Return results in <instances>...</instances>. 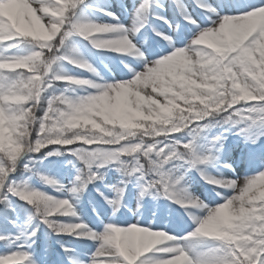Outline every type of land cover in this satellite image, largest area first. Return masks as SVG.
<instances>
[{"label":"snow or ice","instance_id":"6c2138e0","mask_svg":"<svg viewBox=\"0 0 264 264\" xmlns=\"http://www.w3.org/2000/svg\"><path fill=\"white\" fill-rule=\"evenodd\" d=\"M173 4L183 22L175 24V36L152 29L170 50L145 55L130 37L150 20L173 27L157 11L164 8L161 0H134L130 28L107 8L98 10L117 23L80 18L85 0H0V48L6 52L23 42L32 45L24 54L0 52V203L15 194L32 205L57 235H82L99 242L89 260L69 256L68 264H264V144L257 145L264 133L251 131L258 123L264 125V0H240L229 5L227 12L209 0H192L202 20L185 0H173ZM185 27L191 37L177 46ZM103 34L117 35L100 39ZM75 35L96 48L131 52L142 58L144 68L137 71L126 65L133 78L103 84L55 71L59 61L95 71L87 60L67 54ZM57 83L90 85L97 91L71 97L66 90L55 91ZM213 122L228 125L225 132L235 128L246 143L257 145L250 149L252 161L260 165L254 174L236 176L233 164L222 158L227 139L223 133L212 136L203 151L195 150L194 141ZM185 130L191 138L178 139L177 134ZM77 142H82L81 147L68 150L87 168L75 176L71 193L102 180L100 167L120 161L125 177L141 179L140 198L155 194L182 204L196 227L179 236L164 226L139 223L110 222L100 232L79 220L56 223L55 213L77 215L73 202L16 183L12 176L22 154ZM125 156L127 162L122 159ZM173 160L184 162L183 173L166 168ZM220 168L233 175H222ZM191 169L212 185L223 202L209 207L189 190L184 174ZM43 179L57 183L47 176ZM123 184L114 188L115 198L97 189L114 210L122 203ZM218 189L232 194L225 196ZM47 202L54 206L45 207ZM197 209L207 214L197 215ZM37 231L27 234L28 241L34 242ZM22 235L0 233V242H16L12 250L0 253V264H37L21 242ZM209 239L216 245L197 248V242ZM61 247L65 253L72 251Z\"/></svg>","mask_w":264,"mask_h":264},{"label":"rangeland","instance_id":"374dc122","mask_svg":"<svg viewBox=\"0 0 264 264\" xmlns=\"http://www.w3.org/2000/svg\"><path fill=\"white\" fill-rule=\"evenodd\" d=\"M136 2L138 3L139 0H136ZM209 2L218 8L223 6V11L227 12L229 11V5L238 3L240 0H209ZM100 3L102 4L96 5L95 8L87 6L81 7L79 11L80 18L90 19L100 23H117V21L104 15L98 10L99 8H107L110 11L115 12L116 16L119 18V23H125L123 25L128 28L132 26V8L134 0H101ZM161 3H163L164 9H157V11H161L162 15L166 16L168 20L172 22L173 27H169L168 24L163 22L161 24L154 22L153 26L163 33L175 36V24H183V22L177 17L174 8L169 6L168 0H161ZM185 3L188 4L189 9L197 15V18L202 20L201 10L195 8L194 5H190L188 0H185ZM142 31L143 30L138 31L130 38L140 46L142 51H145V55H148L149 52L156 51L157 49L161 51L170 50L167 43L163 41L161 37L155 39L151 35L145 39L142 36ZM183 35L184 39L180 41L177 46H182L187 43L188 38L191 37V30L185 27ZM99 38L111 39L113 37L111 34H103L99 36ZM68 43L69 52H67V54L87 60L95 71L82 69L74 66L72 63H70V65L66 61H59L54 67V70L57 72L71 74L89 79L93 83L103 84L133 78L134 73L130 71L126 65H130L131 68L136 69L137 71L144 68V65L141 62L142 58L133 55L131 52L122 55V53L107 48L105 49L110 50L109 54H104L99 51L97 52L95 50L96 47H94L89 40L83 39L78 35L73 36ZM28 45L29 46L19 54L31 51L32 45ZM71 49H75V51H71ZM6 55H9V53ZM148 58L155 59L156 57L148 56ZM73 67H77L78 69L75 70ZM60 88H62L61 90H66V94L71 97L86 96L97 91L90 85L79 86L67 83H57L54 90L58 91ZM52 91L53 90H50L48 94L51 95ZM216 125H218L216 128H219L221 125L224 126L225 124L213 122L212 125L205 129V131L194 141L195 150L203 151L207 148L211 139L210 135L215 134L211 133V131L216 130V128H214ZM227 127L228 126L225 128ZM251 131L254 135H260L261 133H264V125L258 123L253 126ZM181 137L185 140L191 138L187 130L177 134L178 139ZM228 137L229 139L226 141L229 142V147H225L222 158L229 156L227 161L233 164V167L236 169V176L242 177L254 174L260 165L259 161L255 163L252 161L250 149H255L257 145L264 144V135H260L257 145H251L244 142V138L235 133H231ZM239 139L244 140L241 145H239ZM79 143L82 142H77V144L71 146L55 144L47 145L39 152L26 153L22 156L23 158H20L21 160L18 163V169L12 176V180L16 183H26L30 188L43 191L54 198H69L70 202H73V208L77 215L72 216L71 214L55 213L53 215L56 223H73L79 220L96 232L102 231L103 226L110 222L118 226H127L132 223H139L141 226H148L144 225V222L147 214L145 212L149 211V217H155L156 219L154 221L156 223L151 222L149 225L164 226L165 230L176 235L183 236L185 233L191 232L196 227V224L187 216V214L184 213V206L168 197L155 194L148 195L145 205L141 206L140 198L137 194L140 192L142 181L135 176L125 177L123 172L119 169L120 161H111L108 165L100 167V172L104 177L102 180L98 179L93 183H89L84 190L78 191L76 194L71 193L70 189L75 185V176L82 167L87 168L77 155L68 150L69 148L75 149L81 147V145H78ZM226 145L227 144H225V146ZM49 148H51V150L48 153L46 151H48ZM232 148L235 150L240 149V151H234L233 153V150H231ZM122 159L127 162L129 158L125 156L122 157ZM44 160L53 162L52 169L39 172V162ZM25 165L28 167L26 168ZM166 168H172L174 173H183L184 162L173 160L166 165ZM20 170L21 174L18 175ZM194 170L195 169H191L184 174V181L189 190L201 199H204L209 207H215L216 204L223 202L222 198L217 197L215 192L212 191V185H205L203 182L197 180ZM210 170L213 172L216 171L215 169ZM219 172L226 177H231L233 175L231 171L225 168H220ZM43 176H47L48 178L55 180L57 183L54 185L48 184L43 179ZM125 180H127V183L130 186L129 189H133L131 190V193L126 194V186L123 184ZM122 184L125 187L123 195L126 194V208L121 213L118 209L114 210V207L107 203L104 197L97 192V189H99L100 192H103L107 197L115 198L116 193L114 188L120 187ZM218 191H221L225 196L232 194V192L227 189H218ZM95 194H97L98 198H94ZM84 203H87L90 206V214L85 207L83 208ZM3 204L6 205L8 210H14V212L17 213V219L13 222L10 232L8 229L5 234H24L21 236V242L26 244L27 250L32 253V257L37 261V264H68L69 256H76L81 260L87 261L98 247L99 242L87 236L76 235L82 238V241L76 242L74 245L62 243L54 238L53 242L60 247L63 257L57 251H54L52 256V230L36 216L35 211H33L25 201L18 198L15 194L10 195L8 200ZM119 207H121V205ZM196 214L206 215L207 212L197 209ZM33 229H38L41 234L39 239H36L35 236L33 238L34 242H30L27 239V234ZM15 243L16 242L9 241L0 242V253L12 250L15 247ZM216 243L215 240L211 239L197 242V248L203 250L215 246ZM62 244L66 245L72 251L65 253L64 248L61 247ZM4 246H7V248L5 249Z\"/></svg>","mask_w":264,"mask_h":264},{"label":"trees","instance_id":"16d2710c","mask_svg":"<svg viewBox=\"0 0 264 264\" xmlns=\"http://www.w3.org/2000/svg\"><path fill=\"white\" fill-rule=\"evenodd\" d=\"M94 2H95V0H85L86 4H92ZM25 43L26 42H23V43H21L19 45V47H14V48H22ZM11 49H13V48H11ZM28 205L34 211L33 206L30 205V204H28ZM12 214H13V212L11 210L8 211L5 204H1L0 205V229L4 230V229H6L9 226V224L7 222L10 221V220L12 221ZM36 216L38 217V214H36ZM39 218H40V216H39ZM52 232H54V231H52Z\"/></svg>","mask_w":264,"mask_h":264},{"label":"clouds","instance_id":"9594fccd","mask_svg":"<svg viewBox=\"0 0 264 264\" xmlns=\"http://www.w3.org/2000/svg\"><path fill=\"white\" fill-rule=\"evenodd\" d=\"M52 206H54L53 202H47L46 205H45V207H52Z\"/></svg>","mask_w":264,"mask_h":264},{"label":"bare ground","instance_id":"6f19581e","mask_svg":"<svg viewBox=\"0 0 264 264\" xmlns=\"http://www.w3.org/2000/svg\"><path fill=\"white\" fill-rule=\"evenodd\" d=\"M89 259H90V257H89ZM89 259H88V260H89Z\"/></svg>","mask_w":264,"mask_h":264}]
</instances>
